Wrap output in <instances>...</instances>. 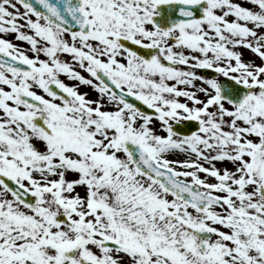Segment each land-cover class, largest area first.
<instances>
[{
	"label": "snow or ice",
	"instance_id": "1",
	"mask_svg": "<svg viewBox=\"0 0 264 264\" xmlns=\"http://www.w3.org/2000/svg\"><path fill=\"white\" fill-rule=\"evenodd\" d=\"M0 264H264V0H0Z\"/></svg>",
	"mask_w": 264,
	"mask_h": 264
},
{
	"label": "rangeland",
	"instance_id": "2",
	"mask_svg": "<svg viewBox=\"0 0 264 264\" xmlns=\"http://www.w3.org/2000/svg\"><path fill=\"white\" fill-rule=\"evenodd\" d=\"M8 38H9V39H12V37H11V36H9ZM13 42H16V41H13ZM25 47H26V45H25Z\"/></svg>",
	"mask_w": 264,
	"mask_h": 264
}]
</instances>
